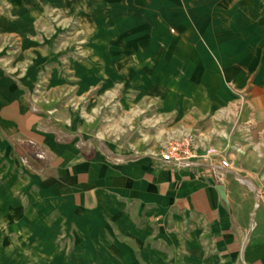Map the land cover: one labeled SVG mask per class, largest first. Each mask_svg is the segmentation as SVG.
Instances as JSON below:
<instances>
[{
	"label": "rangeland",
	"instance_id": "1",
	"mask_svg": "<svg viewBox=\"0 0 264 264\" xmlns=\"http://www.w3.org/2000/svg\"><path fill=\"white\" fill-rule=\"evenodd\" d=\"M219 57L238 58L244 80L224 86L238 108L235 129L251 136L258 126L249 108L264 106V0H0V74L63 135L144 145L148 109L163 105L147 90L195 84L211 92ZM195 74L205 80H178ZM16 144L25 140L0 126V264H97L73 256L69 226L31 210L26 171L44 168ZM31 155L45 157L35 147Z\"/></svg>",
	"mask_w": 264,
	"mask_h": 264
},
{
	"label": "crops",
	"instance_id": "2",
	"mask_svg": "<svg viewBox=\"0 0 264 264\" xmlns=\"http://www.w3.org/2000/svg\"><path fill=\"white\" fill-rule=\"evenodd\" d=\"M238 63L214 59L220 74L211 92L195 84L147 90L163 105L148 109L144 145L135 148L54 131L0 74V126L37 145L47 161L43 173L26 171L24 196L31 210L71 228L73 256L97 264H264V141L255 138L264 134V106L249 108L258 126L251 136L235 129L238 108L224 83L244 80ZM192 76L178 80H205ZM185 136L197 158L162 163L168 143Z\"/></svg>",
	"mask_w": 264,
	"mask_h": 264
},
{
	"label": "built area",
	"instance_id": "3",
	"mask_svg": "<svg viewBox=\"0 0 264 264\" xmlns=\"http://www.w3.org/2000/svg\"><path fill=\"white\" fill-rule=\"evenodd\" d=\"M159 158L164 164H170L174 167H182L191 160L197 158L193 139L185 136L171 141L168 143L165 150L161 152ZM221 166L227 168L228 163L222 161Z\"/></svg>",
	"mask_w": 264,
	"mask_h": 264
},
{
	"label": "trees",
	"instance_id": "4",
	"mask_svg": "<svg viewBox=\"0 0 264 264\" xmlns=\"http://www.w3.org/2000/svg\"><path fill=\"white\" fill-rule=\"evenodd\" d=\"M24 146H27V148H23ZM34 147L40 149L37 145H34L32 143H29L28 141H25L24 145L16 144V149L18 153L24 154L28 158L29 163L37 170H41L46 166V160L44 159H38L36 156H32L31 154H34ZM21 149V151H20Z\"/></svg>",
	"mask_w": 264,
	"mask_h": 264
},
{
	"label": "water",
	"instance_id": "5",
	"mask_svg": "<svg viewBox=\"0 0 264 264\" xmlns=\"http://www.w3.org/2000/svg\"><path fill=\"white\" fill-rule=\"evenodd\" d=\"M217 190H218V192H219V195H220V197L223 199L224 198V196H223V194H222V187H217Z\"/></svg>",
	"mask_w": 264,
	"mask_h": 264
}]
</instances>
